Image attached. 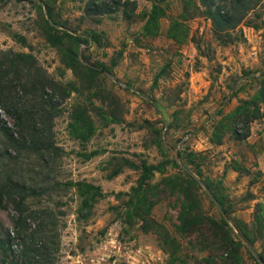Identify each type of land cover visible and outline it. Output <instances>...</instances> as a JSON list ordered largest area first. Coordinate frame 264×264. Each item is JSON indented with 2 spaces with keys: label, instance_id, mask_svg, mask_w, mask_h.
Here are the masks:
<instances>
[{
  "label": "rangeland",
  "instance_id": "obj_1",
  "mask_svg": "<svg viewBox=\"0 0 264 264\" xmlns=\"http://www.w3.org/2000/svg\"><path fill=\"white\" fill-rule=\"evenodd\" d=\"M93 1L111 9L97 12ZM113 1L0 0V50L30 54L62 89L44 122L55 148L19 157L2 151L0 181L44 190L25 200L35 213L22 228L44 230L35 238H49V264H206L204 236L178 219L183 195L172 180L205 216L218 219L221 203L235 234L243 225L254 232L252 222L264 219V112L244 139L233 131L242 133L243 124L229 118L259 88L264 0H250L254 8L227 30L199 0ZM141 160L157 170L147 181L154 204L139 213L130 195L140 170L130 162ZM78 182L92 185L91 193ZM15 217L11 203L0 207V239L10 235L13 254L20 250ZM239 240L214 251L210 264H257Z\"/></svg>",
  "mask_w": 264,
  "mask_h": 264
},
{
  "label": "trees",
  "instance_id": "obj_2",
  "mask_svg": "<svg viewBox=\"0 0 264 264\" xmlns=\"http://www.w3.org/2000/svg\"><path fill=\"white\" fill-rule=\"evenodd\" d=\"M204 7V15L209 18L213 24L221 27L223 30L235 28L246 13L254 8L250 0H199ZM253 1V0H251ZM117 7L124 5L126 2L120 0L113 1ZM124 3V4H123ZM92 9L97 12H105L111 8L103 7L93 1ZM105 6V3H104ZM157 14V13H156ZM85 42L88 40L85 39ZM71 59L77 57L71 55ZM259 88L255 95L250 99H242L240 103L230 114L229 118L235 124L240 123L244 126V131L240 133L234 129V134L238 139H244L249 135L248 123L256 119L264 112V68L261 69ZM57 88L61 91V87L51 80L46 73L39 67L35 59L27 53L17 52L13 50H0V136L4 140L6 147L1 148V152H7L8 149L14 151L16 157L21 156L23 152L40 154L49 153L55 147L50 140L48 134L49 128L45 127L47 122L52 119V111L56 109L60 94H57ZM62 98V97H61ZM2 114L8 116L12 123L9 124ZM135 169L140 170V175L136 181V186L131 187L130 203L138 207L139 213L143 205L148 212L154 201L151 199L152 185L147 184L154 171L157 168L148 164L145 160H141L139 164L130 162ZM183 169L191 183H196L194 172L182 162L177 165ZM194 173V174H193ZM196 175H198L196 173ZM174 186L179 187V191L183 195L180 205L178 219L185 231L201 232L204 236V246L208 250V254L203 258L206 264L212 262L211 257L214 251H230L240 242L242 237L255 249L256 256L252 255L257 264H264V219L256 218L252 222L253 231H249L247 225L238 226L239 233L235 234L231 226L225 220L230 219V213L221 203L218 202L219 218L205 216L200 210V206H195L193 202L195 196L188 198L184 193L181 183L172 180ZM88 186L85 193H91L92 185L78 182V189ZM206 186L209 188L208 184ZM210 189V188H209ZM44 190L38 186L28 185L17 182L9 178L0 181V207H5L6 203H11L16 213L14 218V239L18 241L20 250L17 254H13L10 235L0 239V262L6 263V259L10 260V264H41L42 258H46L47 264L52 262V248L49 244V238L41 234L37 240V233L44 230H36L34 233L28 234L26 228H22L23 222L29 215L35 212H28L25 206V200L28 197H36L43 195ZM194 198V199H193ZM190 200V201H187ZM196 210L194 213L193 210ZM47 214V210L41 212ZM141 220H145L143 214H137ZM205 226V227H204ZM204 230V232H203ZM40 231V232H39ZM236 238L237 240H235ZM262 240L261 250L257 251L255 243ZM224 264H231L228 260L223 261Z\"/></svg>",
  "mask_w": 264,
  "mask_h": 264
},
{
  "label": "water",
  "instance_id": "obj_3",
  "mask_svg": "<svg viewBox=\"0 0 264 264\" xmlns=\"http://www.w3.org/2000/svg\"><path fill=\"white\" fill-rule=\"evenodd\" d=\"M201 182V181H200ZM226 218V217H225ZM246 245L248 246L249 250L256 256L255 252L253 251L251 245H249L248 243H246Z\"/></svg>",
  "mask_w": 264,
  "mask_h": 264
}]
</instances>
